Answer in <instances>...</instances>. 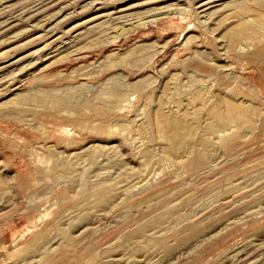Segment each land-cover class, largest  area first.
Returning <instances> with one entry per match:
<instances>
[{"label": "rangeland", "instance_id": "374dc122", "mask_svg": "<svg viewBox=\"0 0 264 264\" xmlns=\"http://www.w3.org/2000/svg\"><path fill=\"white\" fill-rule=\"evenodd\" d=\"M262 1L0 0V264H264Z\"/></svg>", "mask_w": 264, "mask_h": 264}, {"label": "bare ground", "instance_id": "6f19581e", "mask_svg": "<svg viewBox=\"0 0 264 264\" xmlns=\"http://www.w3.org/2000/svg\"><path fill=\"white\" fill-rule=\"evenodd\" d=\"M218 2L219 0H198V2H197V7L200 9V11H201V14L202 13H205L206 12V14H207V16H208V13H209V10H211L210 9V6L212 5V3H213V5H214V3L215 2ZM182 2V1H181ZM193 3V2H192ZM196 3V2H195ZM194 3V4H195ZM212 5V6H213ZM191 7H193V6H191ZM196 7V8H197ZM258 7H259V9H261V10H263L264 11V1H262V2H260L259 4H258ZM194 8V7H193ZM195 11H197L198 12V10H195ZM199 11V12H200ZM200 15V14H199ZM204 15V14H203ZM210 16V15H209ZM199 17V16H198ZM202 17V16H201ZM205 18V17H204ZM199 19H201V18H199ZM240 19H241V21L238 23V28L234 31V32H232V30H231V34H230V43H231V47H232V44L234 43V46H237L238 44H239V42H240V44H242V43H244V42H242V41H245L246 43H245V45H241L242 47H243V49H244V47L245 46H250L251 44V42L252 41H254V38H253V36L254 35H256V38L257 39H259L260 40V36H262V35H264V21H263V19H261L259 16H248L247 14H243L242 13V15L240 16ZM203 19H201V21H202ZM206 20V19H205ZM95 24V23H94ZM94 24H92L93 26H94ZM92 25L90 26L91 28H92ZM96 25V24H95ZM77 33V32H76ZM76 33H75V35H76ZM52 34V33H51ZM81 34V33H80ZM80 34H79V36H80ZM251 34H253V35H251ZM54 37H56V36H54ZM54 37H52V39H54ZM58 37V36H57ZM76 37V36H75ZM78 37V36H77ZM264 36H262L261 38H263ZM70 38V37H69ZM72 38V37H71ZM56 39V38H55ZM239 39V41H238V43H237V45H236V41ZM242 42V43H241ZM54 43H56V42H54ZM53 44V43H52ZM264 45V44H263ZM262 45V46H263ZM229 46H230V44H229ZM241 46H238L237 47V49L239 48V47H241ZM47 47H48V44H47ZM50 47V46H49ZM48 47V48H49ZM52 47H53V45H52ZM242 47H241V49H242ZM260 47V46H259ZM55 48V47H54ZM233 48V47H232ZM236 48V47H235ZM247 49H248V47H246ZM250 48H251V46H250ZM249 48V49H250ZM264 48V47H263ZM248 49V50H249ZM257 49V48H256ZM236 50V49H235ZM240 50V49H239ZM53 51V50H52ZM55 51H56V49H55ZM244 51V50H243ZM243 51H241V52H243ZM241 52H239V53H241ZM245 52H247V51H245ZM255 52H256V54H257V56L259 55L260 57H262V59L264 58V50L262 49V48H259V49H257V50H255ZM254 52V53H255ZM248 53H250V52H248ZM237 54V53H236ZM244 54V53H243ZM242 53H241V55H243ZM240 55V54H239ZM238 54H237V56H239ZM249 55H251V54H249ZM246 56V55H245ZM243 57V56H242ZM241 57V58H242ZM249 56L247 55V58H248ZM252 56H250V58H251ZM249 58V59H250ZM245 59V58H244ZM259 59V58H258ZM261 59V60H262ZM243 60V59H242ZM248 60V59H247ZM246 60V61H247ZM251 60H252V58L250 59V63L249 64H251ZM263 61V60H262ZM244 62V61H243ZM248 62H246V63H243V64H247ZM264 63V62H263ZM257 64V63H256ZM255 64V65H256ZM260 64H261V62H260ZM259 64V65H260ZM248 65V64H247ZM262 65H264V64H262ZM230 66V65H229ZM257 66H258V64H257ZM249 67H250V65H249ZM259 67V66H258ZM261 67V66H260ZM263 67V66H262ZM261 67V68H262ZM260 68V69H261ZM264 68V67H263ZM262 68V69H263ZM231 69V68H230ZM263 71H264V69H263ZM262 71V72H263ZM1 73H2V71H1ZM264 73V72H263ZM1 75V74H0ZM263 76H264V74H262ZM248 76V75H247ZM1 79H2V77H1ZM120 90H121V88H120ZM120 90H118L119 91V93H118V91H117V93H118V95H120L121 93H120ZM122 90H124V88H122ZM122 90H121V92H122ZM240 92V91H239ZM240 94V93H239ZM122 95V94H121ZM241 99V98H240ZM261 99V98H260ZM264 99V98H263ZM245 101V102H244ZM240 100V101H238V102H233L231 105H228L229 106V109H228V113H226V114H221V115H219L218 116V118L219 119H221L222 120V122L224 123L225 121H227V120H232V121H235V122H237L236 124L238 125V126H241V127H244V126H249L251 123H253L252 121H254V119H255V117L256 116H260V114H259V107L256 105V106H254V107H251L252 108V110H249V111H247V106H250V105H248V104H250V103H252V102H248V103H246V101L247 100ZM252 101V100H251ZM262 101H260V103H261ZM263 103V102H262ZM261 103V104H262ZM253 104V103H252ZM255 104V103H254ZM258 107V108H257ZM218 115V114H217ZM255 116V117H254ZM254 118V119H253ZM164 127L168 130V143H167V145L171 148H174L176 145H181L182 147H185V146H188V145H190L191 144V142H192V140L190 141V139H189V137H192L193 135H195L196 134V128H195V126L193 125V124H191L190 122H188V121H186L184 118H182V117H178V116H176V115H171L169 118H167L166 117V119H165V121H164ZM208 127H211V125H209ZM210 161H212V160H210ZM208 162H209V160H208ZM60 176H63V175H60ZM141 181V180H140ZM137 183H138V181H137ZM140 183V182H139ZM142 183V182H141ZM86 185V184H85ZM84 185V186H85ZM83 186V190L82 191H85L86 190V188ZM87 187V186H86ZM92 187L93 186H91V189H92ZM95 187H96V185H95ZM94 187V188H95ZM89 188H90V186H89ZM95 190V189H94ZM96 190H97V193H98V198H97V204H99V205H104L106 202H108V200H107V198H106V196L102 193V189H101V186L99 185V186H97V188H96ZM264 203V202H263ZM257 206V205H256ZM262 206V203H260L257 207H261ZM264 206V205H263ZM262 206V207H263ZM256 207V208H257ZM251 211H253L252 209L249 211L250 212V214H251ZM248 214V213H247ZM249 215V214H248ZM34 218H35V215H34ZM33 218V220H35ZM41 220V219H40ZM37 221H39L38 219H37ZM32 222V221H31ZM36 222V221H35ZM34 222V223H35ZM33 223V222H32ZM39 223H40V221H39ZM24 225V224H23ZM28 225V224H27ZM34 225V224H33ZM32 225V226H33ZM38 225V224H37ZM30 227V226H29ZM24 230V229H23ZM22 231V230H21ZM25 231V230H24ZM21 233V232H20ZM23 234V233H22ZM153 236H156L154 233L152 234ZM24 236V235H23ZM51 242L52 241H48L47 243H46V245H43L42 247H39V249H40V251H41V254L43 253V252H45V250H48L47 248L48 247H50V244H51ZM53 243V242H52ZM52 245V244H51ZM240 252V251H239ZM46 253V252H45ZM238 252H236V254H237ZM241 253V252H240ZM235 254V255H236Z\"/></svg>", "mask_w": 264, "mask_h": 264}]
</instances>
